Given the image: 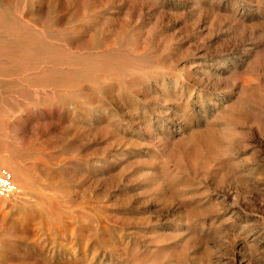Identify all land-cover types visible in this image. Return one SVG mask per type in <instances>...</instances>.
<instances>
[{
    "label": "rangeland",
    "instance_id": "obj_1",
    "mask_svg": "<svg viewBox=\"0 0 264 264\" xmlns=\"http://www.w3.org/2000/svg\"><path fill=\"white\" fill-rule=\"evenodd\" d=\"M0 264H264V0H0Z\"/></svg>",
    "mask_w": 264,
    "mask_h": 264
},
{
    "label": "built area",
    "instance_id": "obj_2",
    "mask_svg": "<svg viewBox=\"0 0 264 264\" xmlns=\"http://www.w3.org/2000/svg\"><path fill=\"white\" fill-rule=\"evenodd\" d=\"M18 189L12 182V178L6 171L0 172V199H8L15 196Z\"/></svg>",
    "mask_w": 264,
    "mask_h": 264
},
{
    "label": "bare ground",
    "instance_id": "obj_3",
    "mask_svg": "<svg viewBox=\"0 0 264 264\" xmlns=\"http://www.w3.org/2000/svg\"><path fill=\"white\" fill-rule=\"evenodd\" d=\"M17 188V187H16Z\"/></svg>",
    "mask_w": 264,
    "mask_h": 264
}]
</instances>
